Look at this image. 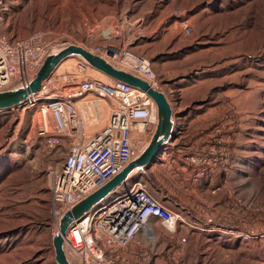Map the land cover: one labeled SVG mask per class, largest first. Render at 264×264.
Returning <instances> with one entry per match:
<instances>
[{
    "label": "rangeland",
    "instance_id": "rangeland-1",
    "mask_svg": "<svg viewBox=\"0 0 264 264\" xmlns=\"http://www.w3.org/2000/svg\"><path fill=\"white\" fill-rule=\"evenodd\" d=\"M33 33L96 56L112 45L146 60L151 85L172 109L175 139L164 145L160 172L143 169L126 185L147 182L164 196L177 191L179 170L192 178L213 170L223 187L218 203L194 202L185 186L187 195L176 201L242 244L219 261L218 248L208 244L204 264H264V0H5L0 35ZM77 60L61 63L49 79L53 87L72 83ZM81 75L112 80L90 67ZM77 106L87 137L105 126L108 102L90 95ZM37 122V107L0 113V264H56L52 238L59 220L51 215L49 189L67 143L47 149ZM154 129L146 130L148 143Z\"/></svg>",
    "mask_w": 264,
    "mask_h": 264
},
{
    "label": "built area",
    "instance_id": "built-area-1",
    "mask_svg": "<svg viewBox=\"0 0 264 264\" xmlns=\"http://www.w3.org/2000/svg\"><path fill=\"white\" fill-rule=\"evenodd\" d=\"M4 1L0 0V8ZM56 46L40 33L23 39L0 35V92L31 79L40 62ZM98 57L119 68L130 69L151 84L152 73L146 60L134 58L112 45L101 47ZM87 69L84 62L77 60V72L69 77L70 85L58 89L48 80L35 95L16 107H37L35 130L47 149L64 148V142L67 143L61 169L51 174L49 204L54 223L135 159L148 143L146 130L154 129L157 124L156 106L144 92L115 80L105 83L96 78H81ZM90 95L108 102L109 107L105 126L87 137L77 104ZM116 190L73 222L62 236L64 249L74 258L72 264L144 263L148 253L132 247L136 235L148 222L157 220L168 236H173L177 226L184 223L179 214L149 193L142 182H133L125 191L114 194ZM233 233L240 240L250 239L241 232ZM128 253L136 262L129 261Z\"/></svg>",
    "mask_w": 264,
    "mask_h": 264
},
{
    "label": "water",
    "instance_id": "water-1",
    "mask_svg": "<svg viewBox=\"0 0 264 264\" xmlns=\"http://www.w3.org/2000/svg\"><path fill=\"white\" fill-rule=\"evenodd\" d=\"M70 58L78 59L105 76L144 92L156 106L157 124L149 143L135 159L102 188L88 195L60 217L58 231L52 238L56 264H70L65 257L62 241V236L69 226L106 200L114 190L127 182L136 173L147 168L155 160L162 147L169 141L174 140L172 109L163 93L151 88L146 81L136 75L116 68L84 48L70 43H64L53 48L40 62L33 77L27 82L0 92V111H7L24 104L29 97L39 91L44 82L52 77L61 63Z\"/></svg>",
    "mask_w": 264,
    "mask_h": 264
},
{
    "label": "crops",
    "instance_id": "crops-1",
    "mask_svg": "<svg viewBox=\"0 0 264 264\" xmlns=\"http://www.w3.org/2000/svg\"><path fill=\"white\" fill-rule=\"evenodd\" d=\"M171 145H173V143L166 144V146L170 147ZM166 146L162 147L155 160L145 168L147 172H160L161 169L165 167ZM157 167H159L158 170H156ZM175 167L181 168L178 163ZM178 172H180L182 176L178 175V180H176V183H173V187L176 188L177 191L169 192L164 196H161L159 193H152L149 190L150 187L148 188V183L144 182L149 193H151L163 206L179 214L184 223H180L177 226L176 233L173 236H168L163 233L159 222L155 219H151L146 228L136 235L133 242V250H141L147 252L149 255L148 260L140 264H170V262L173 264H204L208 257L205 250L208 244L218 248V261L220 258H227L232 255L235 245L239 247V245L242 244L241 242H235V240L229 238V234H224V231L227 230L224 229V226H214L213 224L209 225L204 223L190 208L176 201L177 195H187L183 190L185 186L191 190L192 194L187 196L195 200L194 202L199 204L218 203L221 199L219 192L223 189L220 185L221 178L219 175L210 169L206 170L204 174L203 171L197 173L194 178L187 176L182 170ZM126 186L128 185L125 184L121 186L114 194L125 191L129 187ZM171 191L173 190L171 189ZM247 232H254V230L246 229L245 233ZM215 253L209 255H212V261L217 259V253ZM127 257L129 261L136 262L134 261L135 258H132L131 253H128Z\"/></svg>",
    "mask_w": 264,
    "mask_h": 264
},
{
    "label": "bare ground",
    "instance_id": "bare-ground-1",
    "mask_svg": "<svg viewBox=\"0 0 264 264\" xmlns=\"http://www.w3.org/2000/svg\"><path fill=\"white\" fill-rule=\"evenodd\" d=\"M103 59V58H102ZM104 60V59H103ZM112 65V64H111ZM113 66V65H112ZM121 69V68H120ZM123 70V69H122ZM54 74V73H53ZM102 74V73H101ZM113 80V79H112ZM150 87L151 88H153L154 89V87L150 84ZM66 233V232H65ZM64 248V247H63ZM64 253H65V257H66V259H67V261L70 263V264H72V261L74 260V258H73V256H72V254H70L69 253V251H66L65 249H64Z\"/></svg>",
    "mask_w": 264,
    "mask_h": 264
}]
</instances>
